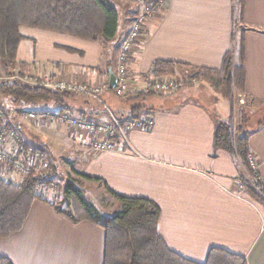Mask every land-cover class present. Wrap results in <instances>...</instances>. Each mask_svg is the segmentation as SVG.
Returning a JSON list of instances; mask_svg holds the SVG:
<instances>
[{"label": "crops", "instance_id": "1", "mask_svg": "<svg viewBox=\"0 0 264 264\" xmlns=\"http://www.w3.org/2000/svg\"><path fill=\"white\" fill-rule=\"evenodd\" d=\"M125 1L123 13L118 10L117 33L110 40L21 26L24 39L14 68L109 84V69L117 72L121 47L141 8L137 0ZM244 24L249 28L244 35L245 108L255 113L264 111V0H246ZM232 33V0H163L134 42L128 60L131 92L144 91L154 80L156 60L220 68L232 48ZM173 98L145 99L152 111L143 115L155 118L154 128L130 130V145L119 143L114 151L94 152L86 135L69 127L70 135L65 134L62 124L32 126L26 136L40 137L44 144L51 137L71 138L83 162L79 173L102 179L104 183H97L120 195L156 202L162 211L159 234L181 256L202 263L211 248L220 247L243 256L248 264H264V204L240 187L239 182L250 180L241 160L214 149L216 123L209 107ZM104 99L111 106L117 104L111 91ZM66 104L76 116L91 121L111 118L93 99L76 95ZM220 105L218 114L229 121V107ZM35 107L60 111L55 104ZM121 110L126 115L130 107ZM249 143L258 161L257 172L264 177V125L249 135ZM18 148L13 141L5 145L12 155L18 154ZM8 168L5 164L0 171L5 178L23 179L24 175ZM105 241V230L99 225L89 220L74 223L49 203L35 199L23 227L0 238V257L13 264H104Z\"/></svg>", "mask_w": 264, "mask_h": 264}, {"label": "trees", "instance_id": "2", "mask_svg": "<svg viewBox=\"0 0 264 264\" xmlns=\"http://www.w3.org/2000/svg\"><path fill=\"white\" fill-rule=\"evenodd\" d=\"M232 1L233 45L224 55L220 68L194 67L173 61L156 60L152 66V79L174 76L179 69L190 68L196 70L198 76L210 81L213 87L222 92L224 98L231 97L235 90L244 91V35L249 29L244 24L246 0ZM118 24V9L109 0H0V56L4 69L11 75L17 64V50L24 39L20 31L21 26L53 30L99 41L113 39ZM182 90L183 88L178 92ZM110 91L117 101V104L112 106L117 116H123L121 109L127 104L131 116H140L143 111L150 113L152 108L148 109V105L143 103L145 99L173 95H158L153 91H130L119 97L114 88H110ZM76 95L92 99L74 91L50 89L7 79L0 83V108L5 109L3 99L10 96L16 104H55L60 106V111H65L69 110L66 102ZM214 120V149L225 150L241 160L250 177L249 181L242 182V189L264 204V177L251 166L253 151L249 143V135L263 126L264 120L253 128L248 127L250 120L245 117L236 128L219 114H214ZM22 145L27 147L25 143ZM21 157L22 153L14 155L18 160ZM30 161L31 159H25L26 163ZM11 168L10 166L8 169L12 170ZM80 175L90 181L103 182L100 178L83 173ZM49 182V177L37 173L34 167L29 168L21 182L5 178L0 172V238H6L19 231L29 215L33 201L39 199L52 205L59 214L74 223L89 220L102 227L106 233L104 264H248L243 256L220 247L211 248L206 261L202 263L173 251L159 234L161 208L150 199L123 196L105 185L109 200L120 203L119 211L108 216L103 214L94 202L88 200L84 190L74 182H68L62 187L64 206L50 201L38 192L40 185ZM0 264L13 262L7 257H0Z\"/></svg>", "mask_w": 264, "mask_h": 264}, {"label": "built area", "instance_id": "3", "mask_svg": "<svg viewBox=\"0 0 264 264\" xmlns=\"http://www.w3.org/2000/svg\"><path fill=\"white\" fill-rule=\"evenodd\" d=\"M163 0H149L143 3L141 11L136 15L132 29L124 40L118 56L117 84L114 92L117 96L123 97L131 91V77L128 70V60L134 48V42L140 36L143 23L158 10ZM2 62L0 56V64ZM10 80H20L24 83L36 86H42L50 89L74 91L85 94L98 102L105 110L110 113L108 122H95L79 116H76L70 110L48 111V110H30L26 117L30 121H44L48 125L54 123H65L71 131L81 132L86 135L90 141L91 149L98 152L114 151L118 149L119 143L130 145L129 131L140 129L150 131L155 126V118L152 115L139 118H120L111 109L110 105L104 99V94L110 91L108 83L91 84L86 81H76L64 75H53L39 72H15L7 76ZM182 83L170 77H165L149 82L144 91H153L158 95L173 94L180 90ZM22 138L21 133L15 125L6 120L5 111L0 108V171L6 164L12 167L15 173L25 175L30 166L25 162L14 158V155L7 153L4 149L7 142ZM26 152V159L36 161L41 166L48 167L49 160L45 154L38 149L30 147ZM251 166L257 170L258 161L251 156ZM10 162V163H9ZM25 162V163H24ZM240 187L242 183L239 182Z\"/></svg>", "mask_w": 264, "mask_h": 264}, {"label": "rangeland", "instance_id": "4", "mask_svg": "<svg viewBox=\"0 0 264 264\" xmlns=\"http://www.w3.org/2000/svg\"><path fill=\"white\" fill-rule=\"evenodd\" d=\"M116 7L118 6V10H123L122 8L126 1L125 0H109ZM149 0H137L139 2L142 9L143 3ZM136 2V0H135ZM118 4V5H117ZM123 5V6H121ZM134 5V4H133ZM121 6V7H120ZM160 7V6H159ZM127 15L126 13H124ZM143 29V26H142ZM141 29V33H142ZM24 35V34H23ZM19 72L17 69L12 70V74L15 72ZM23 72V71H20ZM27 73V72H23ZM7 72L4 69L3 63L0 64V83L7 80ZM170 78L177 79V81L182 83L183 90L181 92L176 91L173 93L172 97L177 101L184 100H194L198 102H202L204 105L210 108L214 114H218L216 110L217 107L220 108V104L227 105L231 112V118L228 121L234 128H236L242 120L248 118L250 123L248 127H255L260 121L264 120V111L253 112L248 107L245 108L246 105V95L244 91L235 90L233 95L229 98H224L222 92L215 87L212 86L210 81L207 79L198 76L197 71L190 68H181L177 71L176 75L169 76ZM4 101V110L6 113V120H8L11 124L18 127L21 133V139L17 138L12 140L13 143H16L18 148V155L22 153L21 161H25L26 152L29 151L30 147L41 150L46 158L49 160V166L44 167L41 166L39 162L30 161L27 163L30 167H34L37 173L42 175H47L49 177L50 182L48 184L40 185L38 187V192L42 195L46 196L50 201L55 202L58 205L64 206V198L62 193V187L68 182H74L78 186H80L86 195V198L92 202H94L103 212L108 216H112L116 214L120 209V203L118 201L109 200L108 195L105 193V188L101 183H97L94 181L87 180L80 175L81 165L83 162L80 159V155L78 152V147L73 146L70 142L71 138L66 139H54L51 137V140L48 144H44V142L40 141L39 138L31 137V135L26 136V133L30 134L32 131V126L41 127L43 126H57V124H62L63 132L65 134L70 135V131L68 126L65 123H54L47 124L44 121H30L26 117V113L30 110H37L35 105L31 104H16L10 98V96H5ZM120 102H118V105ZM112 111L113 108L111 104H109ZM126 115L119 116L120 118H139L144 117L143 113H140V116H131V112H125ZM146 117V116H145ZM41 123V125H40ZM42 126V127H43ZM45 128V127H44ZM11 142V141H10ZM25 143L27 147H23L22 143ZM43 145V146H42ZM49 145V146H48ZM51 152H48L50 150ZM29 160V159H26ZM25 163V162H24ZM54 171V173H53ZM11 173H15L14 171ZM12 180V178H10ZM15 182H21L19 176H15Z\"/></svg>", "mask_w": 264, "mask_h": 264}, {"label": "water", "instance_id": "5", "mask_svg": "<svg viewBox=\"0 0 264 264\" xmlns=\"http://www.w3.org/2000/svg\"><path fill=\"white\" fill-rule=\"evenodd\" d=\"M109 73H110L109 86H110V88H114L117 84V75L112 70V68L109 69Z\"/></svg>", "mask_w": 264, "mask_h": 264}]
</instances>
